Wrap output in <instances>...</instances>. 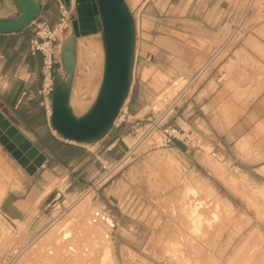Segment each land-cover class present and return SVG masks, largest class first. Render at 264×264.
<instances>
[{
    "label": "rangeland",
    "instance_id": "374dc122",
    "mask_svg": "<svg viewBox=\"0 0 264 264\" xmlns=\"http://www.w3.org/2000/svg\"><path fill=\"white\" fill-rule=\"evenodd\" d=\"M126 1L138 51L125 121L101 139L72 143L46 116L61 140L45 134L43 147L65 142L78 150L61 148L43 214L50 222L40 236L29 241L26 224L0 219V264H264V0ZM72 13L80 36L71 105L81 115L101 83L103 28L96 2L76 1ZM199 38L211 41L205 51ZM223 58L237 70L239 113L210 116L219 142L200 137V148H162L139 135L132 116L141 107L147 115L165 109L163 122L187 128L188 78L205 71L199 61ZM229 82L222 77L221 90L233 89ZM14 160L0 145V204L6 186L21 180ZM104 161H119L106 179Z\"/></svg>",
    "mask_w": 264,
    "mask_h": 264
},
{
    "label": "crops",
    "instance_id": "0c3cea01",
    "mask_svg": "<svg viewBox=\"0 0 264 264\" xmlns=\"http://www.w3.org/2000/svg\"><path fill=\"white\" fill-rule=\"evenodd\" d=\"M76 1L79 5L92 2L91 0ZM18 11L19 5L15 0H0V19L14 18ZM58 17L55 0H43L37 18L44 19L50 24H55L58 21ZM81 17H84V15H81ZM80 29L81 32L86 33L82 21H80ZM31 35L32 28L30 26L19 32L0 33V112L47 158L42 168L38 169L34 174L27 173L25 168L17 162H15L16 164L11 162L13 170L19 174L21 180L13 181V184L6 186V194L0 204V219L3 217L12 227L14 225L17 226L18 223L26 224L27 240L29 241L40 236L50 222V219L47 220L43 217L45 210L49 207L45 205V201L54 191L53 188L49 187L53 178H56L54 170L62 166L61 148H67L65 142H52L59 148L50 147L45 149L42 142H40L45 134L56 139L61 140V138L49 128L44 109L40 105L42 58L40 54L32 55L30 53ZM199 39L200 41H205V46L203 47V51H205L211 41H206L207 39L205 38ZM191 48L193 47L191 46ZM137 51L135 37V61L137 59ZM190 60V64L193 63L191 66H194L195 60ZM199 62L195 66L204 67L206 68L205 71H203L204 69L199 71L197 80H195L194 76L192 78L189 77V81H187L182 93V101L187 107L182 113L181 122L187 128L177 124V121L175 123L183 129L192 131L206 142H219L214 133L218 128L212 126L210 116L214 117L223 113H239V105L236 99L237 91L236 88L235 90L233 88L234 84L237 85V70L228 58H223L216 64L213 59ZM228 75L230 80L229 88L233 89L229 90L225 86L221 90L220 81L222 77ZM15 84L21 86V91L13 104L9 101V98ZM223 99H232V102L221 103ZM223 108L226 109L225 112ZM143 110L144 108L141 107L134 113L132 116L135 119L134 121L140 122L147 116V113ZM169 113L167 121L171 122L174 115L172 112ZM197 126L203 130L200 131ZM72 148L71 150H76L77 152L78 148L73 146ZM82 157L83 155L78 153L71 158L70 162H78ZM48 188L50 190L47 191Z\"/></svg>",
    "mask_w": 264,
    "mask_h": 264
},
{
    "label": "water",
    "instance_id": "95a60500",
    "mask_svg": "<svg viewBox=\"0 0 264 264\" xmlns=\"http://www.w3.org/2000/svg\"><path fill=\"white\" fill-rule=\"evenodd\" d=\"M19 11L14 18L0 19V33L19 32L30 26L37 18L43 0H15ZM66 4L69 0H63ZM98 6L103 28L102 45L104 65L97 95L88 108L75 114L71 106L73 77L76 70L74 44H64L59 51V70L55 74L52 96L51 123L64 138L79 142H93L105 136L113 127L120 110L125 105L132 86V70L135 56V27L130 7L126 0H91ZM74 39L80 36L79 22L72 20ZM61 42V41H60ZM21 86L15 84L9 101L16 102ZM0 143L25 168L34 174L46 161L42 153L0 112Z\"/></svg>",
    "mask_w": 264,
    "mask_h": 264
},
{
    "label": "built area",
    "instance_id": "2783aa9c",
    "mask_svg": "<svg viewBox=\"0 0 264 264\" xmlns=\"http://www.w3.org/2000/svg\"><path fill=\"white\" fill-rule=\"evenodd\" d=\"M58 9V21L50 24L44 19L36 18L30 24L32 35L30 38V53L32 55L40 54L42 58V84L40 88V105L44 109L45 115L51 120L52 113V96L55 88L54 78L59 70V42L62 35L72 28V11L76 0H69L66 4L63 0H55ZM232 62H237V57H231ZM165 109L160 111L154 110L138 123V132L140 136L153 138L156 145L167 148L174 143L184 145L191 148H200L202 139L195 135L192 131L183 129L177 125L161 120ZM127 115V107L119 112L114 126L125 121ZM52 128V126H51ZM66 141H69L65 138ZM72 143L76 141L70 140ZM216 156V153H212ZM119 165V161L113 163L102 162L101 171L102 178L106 179L110 176L115 168Z\"/></svg>",
    "mask_w": 264,
    "mask_h": 264
},
{
    "label": "bare ground",
    "instance_id": "6f19581e",
    "mask_svg": "<svg viewBox=\"0 0 264 264\" xmlns=\"http://www.w3.org/2000/svg\"><path fill=\"white\" fill-rule=\"evenodd\" d=\"M74 42H75V50H76V54H77V45H78V41H77V39L75 38L74 39V32H73V29H69V30H67L63 35H62V39H61V42L59 43V51H62V49H63V45L64 44H74ZM168 43V42H167ZM102 48H103V45H102ZM103 55H104V50H103ZM77 56H78V54H77ZM59 62H61V61H59ZM103 64H104V58H103ZM76 65H77V58H76ZM152 69V68H151ZM59 72L61 73V75H64V73H65V70H64V67L62 66V65H60L59 66ZM157 72V71H156ZM102 74H103V72H102ZM157 74H155V76H156ZM154 76V77H155ZM184 78V77H183ZM156 79V78H155ZM185 79V78H184ZM73 80H74V77H73ZM159 80V79H158ZM183 80V79H182ZM183 82V81H182ZM184 83V82H183ZM160 84V83H159ZM166 84V83H165ZM179 85H180V81H179V83H178ZM167 85V84H166ZM183 85V84H182ZM159 86V85H158ZM160 87V86H159ZM172 87V86H171ZM175 87V86H174ZM180 87V86H179ZM179 87H178V89H179ZM170 88V87H169ZM161 89V88H160ZM173 89H175V88H173ZM177 89V88H176ZM169 91V90H168ZM98 92V91H97ZM165 92H166V90H165ZM97 95V94H96ZM162 95H164L163 93L161 94V96L160 97H162ZM72 96V95H71ZM159 97V98H160ZM127 100H128V98L126 99V101H125V103L127 102ZM71 104H72V97H71ZM72 106V105H71ZM124 107H125V105H124ZM118 117H119V115H118ZM13 157V156H12ZM15 159V158H14ZM15 161L18 163V161L15 159ZM19 164V163H18ZM20 165V164H19ZM69 234H67V232L64 234V236L66 237V236H68Z\"/></svg>",
    "mask_w": 264,
    "mask_h": 264
},
{
    "label": "trees",
    "instance_id": "16d2710c",
    "mask_svg": "<svg viewBox=\"0 0 264 264\" xmlns=\"http://www.w3.org/2000/svg\"><path fill=\"white\" fill-rule=\"evenodd\" d=\"M53 139H56V138H53ZM55 141H57V140H55ZM66 147H67L66 149H68V150L73 149L72 146H69V145H67V144H66Z\"/></svg>",
    "mask_w": 264,
    "mask_h": 264
}]
</instances>
